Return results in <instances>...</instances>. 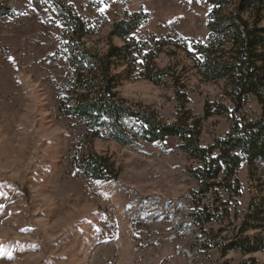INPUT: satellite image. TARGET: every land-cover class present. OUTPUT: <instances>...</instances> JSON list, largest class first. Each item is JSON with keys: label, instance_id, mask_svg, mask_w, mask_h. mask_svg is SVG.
<instances>
[{"label": "rangeland", "instance_id": "374dc122", "mask_svg": "<svg viewBox=\"0 0 264 264\" xmlns=\"http://www.w3.org/2000/svg\"><path fill=\"white\" fill-rule=\"evenodd\" d=\"M89 22L83 41L105 54L114 22L134 12L147 23L130 39L162 42L156 59L185 84L187 109L202 121L201 145L223 138L234 122L260 118L250 98L235 111L229 79L205 80L196 69L195 45L209 38L207 0H69ZM15 15L0 20V264H264V223L249 232L261 250L223 252L242 237L252 202L261 198L264 163L254 177L247 164L238 172L240 195L199 193L191 170L199 166L181 141L140 142L124 147L103 135L90 139L61 101L74 77L64 52L65 26L39 0H0ZM232 5L225 8L229 12ZM136 109L175 122L179 103L172 84L125 80L118 88ZM223 113L206 116V108ZM108 156L116 180L89 178L77 160L87 151Z\"/></svg>", "mask_w": 264, "mask_h": 264}, {"label": "trees", "instance_id": "16d2710c", "mask_svg": "<svg viewBox=\"0 0 264 264\" xmlns=\"http://www.w3.org/2000/svg\"><path fill=\"white\" fill-rule=\"evenodd\" d=\"M112 0H92L100 7ZM209 38L206 44L195 45L200 59L196 69L208 81L229 79L233 90L229 93L239 111L254 97L263 115L255 120H236L223 137L209 147L201 145L202 121L187 109L188 94L180 78L171 68L162 69L156 59L163 53L162 42L130 39L133 32L147 23L148 13L134 12L114 22L109 40L119 38L123 46L109 45L105 54L86 47L83 39L91 32L90 24L79 16L69 0H39L53 9L65 26L64 52L71 62L74 77L68 95L61 101L62 111L79 119L90 139L104 134L124 147L140 142H161L176 137L181 149L199 162L191 175L199 181V193H227L240 195L238 172L247 164L254 177L264 163V0H207ZM232 5L229 12L225 8ZM12 7L0 3V20L14 16ZM144 79L155 85L172 84L179 103L175 122H167L155 112L136 109L122 97L118 88L125 80ZM206 108V116L223 113ZM77 160L78 170L97 180H116L119 172L108 156L89 150ZM261 198L251 203L242 227V237L223 251L239 250L252 253L261 250L262 239L249 232L264 223V182L259 185Z\"/></svg>", "mask_w": 264, "mask_h": 264}]
</instances>
